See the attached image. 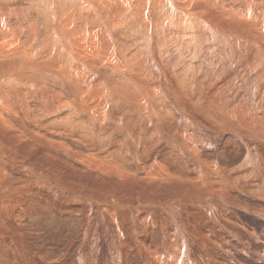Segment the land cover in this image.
I'll list each match as a JSON object with an SVG mask.
<instances>
[{
	"label": "rangeland",
	"instance_id": "obj_1",
	"mask_svg": "<svg viewBox=\"0 0 264 264\" xmlns=\"http://www.w3.org/2000/svg\"><path fill=\"white\" fill-rule=\"evenodd\" d=\"M58 1L4 0L0 2V8L4 11L0 12V15L4 16V19L11 25L17 26L16 24L21 22L25 27L24 25H18L19 27H24L30 31L33 29L38 36L33 40L34 42H30L31 46L34 44L32 46L34 49L40 48L43 51L40 52L39 50L37 52L38 54L41 53V57L37 56L36 58L35 55L30 57L39 61L36 72L33 71L31 73L26 70L27 72L20 73L21 76H26L30 79L33 82L32 85L26 83L28 86H22L21 84L6 86L10 91L7 92L5 100L8 101L7 99H9L11 102L16 103L12 105L18 109V115L22 110L20 113L23 114H20L18 118L25 123V125H21L24 131L26 128L36 129L35 124L32 122L34 117H26L32 111L35 114H39L40 118L36 119L38 122L41 120L40 126L42 123H51L50 126L52 128L50 131L43 130L44 136L42 138L38 137L42 141L33 145L30 144L33 138L27 136L18 138L20 136L16 137V135L12 134L14 133L15 126L4 128V130L0 129V220H2L0 223H3L2 225L0 224V229L3 230H0V264H176L177 259L178 264H264V235H260L258 238L254 236L249 237L246 231H243L245 234L239 232L240 237L237 238L228 235L227 231L219 226L221 218L223 217L224 219L225 215L228 216L225 204L230 203V201L237 204L234 201L236 198H228L229 196L236 195V191L231 189L227 183L231 178L234 181L237 180L234 186V189L237 190L240 189L238 188L240 187L239 181L240 183L248 182V178H254L255 181L260 182V184L252 188V192L255 195L261 189L260 185L264 188V141H258L263 135L262 129H264V46H256L257 42L264 41V36L259 34L258 27L246 29L241 28L242 21L238 20L236 24L222 21L220 27L226 31V34H224L225 39L219 37L218 33L210 28H205L204 31L198 30V33L194 35V43H196V40H199L200 49L192 50L186 44H183L181 47L174 46L173 49H180L181 58L177 54L172 55L173 58L165 56L164 58H169L166 61H162L158 51L154 50L153 44L158 39L156 31H150V34L147 29H140L138 30L139 33L135 31V40L131 42L132 36L123 41L121 45L127 51L130 42L132 43L130 47H138L140 44L148 42L146 47H144L145 49L142 47L140 49L143 50L146 58L143 68L145 72H152L155 85L149 83L157 87L155 88V95H151L148 98L151 97L150 99L154 106L158 105L159 100V103H163L158 105V108H165L163 110L160 109L162 112L164 111L163 116L156 106H152L151 110H141L142 104H146L147 106L153 105L150 100L141 101L139 110H137L135 107L136 104L138 105L137 101L127 100L125 97V100H127L125 102L131 104L126 107L128 109L127 112H123L118 103L115 104L116 107L112 104L113 106H109L110 113L108 112L106 117H101L102 122L99 123L96 120L90 119L87 113L86 115L84 112L79 111L82 114H76V116L79 119L83 117L81 120L84 119L83 122L86 125L83 123L77 127L70 124L71 126L66 127V125L58 121V118L69 114L71 110L66 105L64 106V102L70 99V97L73 98L75 94L78 96V92L75 88L70 87L68 83H65L61 77L56 76L57 74L54 72L56 70L50 72L48 70L51 67L50 65L45 66V47L54 44L51 40L50 32L54 28L57 19L56 14L59 12L57 6L66 3L69 6L68 12H70V10H76L77 6L83 5L82 0ZM150 1L153 2V0ZM49 3H54V6ZM228 3L249 11L248 14L246 13L247 16L252 18L258 16L257 19L264 21V0H229ZM166 4L168 2L164 3V5ZM249 6L248 10L247 7ZM165 7V11L170 12L172 10L171 13H174L169 4ZM18 12H21V14H18ZM70 13L76 14V17H79L80 13L81 15L84 14V12L79 11ZM5 14H10V17L8 18ZM11 14L16 18L13 19ZM23 15L26 18L28 17L27 19L23 17L24 21ZM45 19L46 22H44ZM27 22L33 24L29 25ZM29 30L28 33L30 32ZM201 32L203 34H200ZM197 34L200 35L198 36ZM151 35L153 40H150ZM202 35L206 36L203 37ZM226 35L230 36L227 37ZM11 41L13 42V40ZM207 41L217 43V47L213 48ZM238 41L241 42V45ZM209 45L212 51L208 52L207 47ZM254 51H260L262 57L254 56V59ZM128 52H126V56ZM152 53H154L156 62H153ZM216 60L218 64H216ZM219 62L221 65H219ZM226 63L228 64L225 65ZM256 63L259 64L256 66ZM188 66H192V69ZM251 66L254 69L253 71ZM219 69H222L223 72ZM123 72L124 75H128V77H125L126 81L132 85L131 87L134 86V82L136 89H138L139 85H144L140 78L139 80L135 78L136 76H134V72L130 67L125 66ZM231 73L234 75L232 74L231 76ZM217 74L220 75L217 77ZM108 76L112 75L108 74ZM183 76L187 81L185 80L186 83L182 81L183 83L180 85L179 82ZM233 76L237 79L233 80ZM240 77L248 81H243ZM142 78L144 80L143 76ZM174 80L177 82L175 83ZM189 80L190 82H188ZM234 81L239 82L238 85ZM56 83L58 86L55 85ZM254 83L255 85H252ZM40 84L42 87H45H39ZM223 84L224 86H222ZM231 84L233 85L232 88ZM59 86L62 87V92L59 95H53L55 90L60 89ZM184 86L185 90L181 93L180 89ZM240 86L241 88H239ZM47 87L50 89L48 90ZM52 89L54 90L51 91ZM236 89L238 90L236 91ZM245 89H249V91H245ZM190 90L193 92H190ZM195 90L196 94L194 93ZM44 91L45 93H43ZM186 92H189V94H186ZM138 94L140 93L134 94L136 98L139 96ZM191 95H194V97ZM5 100H3L4 107L8 109ZM153 100L157 103H154ZM147 101L149 102L146 103ZM25 102L28 104H25ZM150 102L151 104H149ZM241 104L242 106H240ZM25 105L28 107H25ZM56 106H58V110L55 109ZM207 106L208 108H206ZM227 106L232 112L227 109ZM50 109L54 110L56 114L54 113L53 116H50V114L46 115L45 113L51 111ZM218 110L220 115L216 113ZM138 112L139 114H137ZM173 113H175L176 119L171 115ZM140 115H144V117ZM164 115L165 117L167 115V120ZM234 117L235 120L233 121ZM129 119L131 120L129 121ZM207 119L219 121L220 123L212 125ZM57 132L58 134H55ZM60 135L61 137H59ZM250 138L252 139L250 140ZM16 139L20 140L17 141ZM254 140L256 141L254 144L257 147L247 150L244 144L252 143L251 141ZM64 141L65 143H63ZM191 143L193 144L191 145ZM35 145L37 146L35 147ZM8 146L11 150L8 149ZM70 148L72 151H70ZM79 148L83 152H80V155L77 153L79 152ZM99 148L100 150H98ZM53 149L57 153H54ZM13 150L16 152H11ZM99 153L101 156L98 155ZM236 154L238 158L234 159L232 156ZM86 156L88 159L100 160L102 157L106 162L113 161L114 163L111 165L113 168L110 166L106 173H99L96 172L95 168L102 166H97L100 163L95 162L96 164L93 163V169H87L82 162L83 159L87 158ZM81 162L83 168L81 167ZM115 165L116 167H114ZM237 165L242 166L239 169H244L247 174L246 176L239 175L238 177L234 175L237 172ZM51 166L53 167L52 169ZM155 169L157 170V174H155ZM25 170L29 172L27 173ZM116 171L121 172V174ZM123 174L125 177H123ZM119 175H121L120 178ZM217 179H220V187L217 186ZM157 184L160 185L158 186ZM192 191L195 196L193 198L190 197ZM219 195L221 196V203L216 199ZM258 203L264 206V200H259ZM103 205L104 207L106 206V209L103 208ZM110 206L111 208H109ZM231 206H234V204ZM233 208L230 211L237 213L239 219L230 213L229 217L232 216V219L246 223L248 227L255 226L257 234L264 233L263 217H257L242 209ZM28 213L29 215L27 216ZM244 237V242H247L248 246H239L241 238ZM223 238H226L228 241H225ZM15 245H20V247H16ZM174 249L180 250V257L179 255L178 258L175 255L174 257L168 256Z\"/></svg>",
	"mask_w": 264,
	"mask_h": 264
},
{
	"label": "bare ground",
	"instance_id": "obj_2",
	"mask_svg": "<svg viewBox=\"0 0 264 264\" xmlns=\"http://www.w3.org/2000/svg\"><path fill=\"white\" fill-rule=\"evenodd\" d=\"M4 1V0H0ZM60 1V0H59ZM58 1V2H59ZM74 1V0H73ZM167 1L168 4L170 5V7L174 10V13L167 12L165 11L166 9V5H164V3ZM231 1V0H230ZM234 1V0H233ZM55 2V1H54ZM65 2V1H64ZM71 2V1H70ZM77 3V1H75ZM229 0H156L153 2H151L150 0H82V5L83 6H77L75 9L70 12H84L83 15H81V13L79 14V17H76L74 15V13H70L68 12V8L69 6L65 3V4H57V8L58 11L57 12V19H56V23L54 20V28L51 29L50 32V36H51V40L52 42H54L53 45L51 46H46V59H45V66L50 65L51 67H49V71L53 72L54 71L56 76L61 77L62 80L65 81V83H68V85L72 88H75L78 92V96L75 94L73 96V98L70 97V99H67V101L65 100L64 102V106L66 105V107H69L71 111H69V114H67L65 117H59L58 121L61 122L62 124L67 126H81L84 122L83 120L77 118L76 114H82L81 112L79 113V111L84 112V114H88L89 118L92 119L93 121L96 120V122H102L101 117H106L107 113L110 111L109 110V106L116 103H118L120 105V107L122 108V111H126L127 112V106L131 105L130 103L127 104L125 101L127 100H131V101H137L138 105L136 104L135 107L137 110H139V107L141 105V101L145 100H150L152 102V100L150 98H148L151 95H155V88H157L156 86H154L155 84V79L153 78L152 72L151 71H147L145 72L144 68H143V63H146V58H145V53H143V50H140L141 47L144 48L146 47V45L148 44H140V46H135V47H130V45H132V41L135 40L134 38V33L136 34V32H138V30L140 29H147V31L157 32V37L158 39L156 40V42L153 44L154 50L158 51L160 57L162 58V61H166V59L169 60V58H173L172 55H178L179 58H181V54H180V49H173L174 46H182L183 44H186L189 48H191L192 50H198V48L200 49L201 47L200 45V41L196 40V43H194V35H196V33H198V30H203L205 28L207 29H212L213 31H215L216 33H218L219 37H222L225 39L224 34H226V31L224 30V28L220 27L221 22L226 21V22H232V24H236L237 21H242L241 24V28H254V27H258V32H260L259 34L264 36V21L257 19V17L252 18L247 16L249 11H246L240 7H236L235 5H233L232 3H228ZM61 3V2H60ZM51 4V3H49ZM54 4V3H53ZM51 4V5H53ZM74 4V2H73ZM34 5V4H33ZM13 6V5H12ZM48 6V5H47ZM54 6V5H53ZM238 6V5H237ZM247 6V5H245ZM51 7V6H50ZM13 8V7H12ZM11 8V9H12ZM35 8V7H34ZM74 8V7H73ZM248 10L250 8L247 7ZM52 9V8H50ZM14 10V9H13ZM12 10V11H13ZM43 10V9H42ZM20 11V10H19ZM51 11V10H50ZM57 11V10H56ZM0 12H4L2 8H0ZM15 12V11H13ZM31 12V11H30ZM10 13V12H9ZM12 13V12H11ZM35 13V12H34ZM41 13V12H40ZM39 13V14H40ZM44 13V12H43ZM47 13V12H46ZM45 13V15H46ZM247 13V14H246ZM254 13V11H253ZM261 13V12H260ZM18 14H21V12ZM23 14V13H22ZM36 14V13H35ZM54 14V13H52ZM78 14V13H77ZM263 14V13H261ZM4 15V14H3ZM10 14H5V16H7L8 18ZM12 15V14H11ZM37 15V14H36ZM35 15V16H36ZM51 15V14H50ZM13 16V19H15L16 17ZM53 16V15H52ZM251 16V15H250ZM254 16V15H253ZM18 17V16H17ZM20 17V16H19ZM27 19L24 15L22 16V18ZM32 17V16H31ZM47 18V16H45ZM50 18H53L51 16H49ZM83 17V18H81ZM261 17V16H260ZM21 18V17H20ZM23 18V21L25 20ZM42 18V17H41ZM32 19V18H30ZM81 19V20H80ZM264 19V18H263ZM51 20V19H49ZM17 21V20H15ZM19 21V20H18ZM17 21V22H18ZM22 21V22H23ZM33 21V20H32ZM48 21V20H47ZM42 22V21H41ZM46 22V19L45 21ZM216 24H214V23ZM11 23V22H10ZM14 23V22H13ZM21 22H18V24H16L17 26H14L9 24L7 22V20L4 19V16L2 17L0 15V129L4 130V128L7 127H14V135L20 136L18 138H22L23 137H31L33 139H31V145L38 143L42 140L38 139V137L42 138L44 136L43 134V130L46 131H50L52 130L51 128V123L50 124H45L42 123L41 126L39 125L40 121L38 122V120L36 118H40L39 114H35L33 111L32 113H29L26 117H34L33 119V124H35L34 126L36 127V129H32L29 128L24 131L23 128H21L23 126V124L25 125L24 121L20 120L18 117V109H16V107L12 104H16L15 102H11L9 99H7L8 101H6L5 99L7 98L6 95L8 94L7 92H9L10 90L7 89L6 86H16L18 84H21L22 86H28L27 84L32 85V81H30V79H28L26 76H21V72L25 73L26 70H28V72H36V67L39 64V61L35 58H30L33 57L35 55V57H41V53H37L40 48H35L32 47L34 44L31 43L34 42L33 40L36 39V37L38 36L36 34V32L32 29V31H30L29 29L24 28L25 25L23 23L19 24ZM26 23V22H25ZM29 23V22H27ZM40 23V22H39ZM38 23V24H39ZM50 23V22H49ZM33 24V23H32ZM31 23H29V25H32ZM219 24V25H217ZM18 25H21L24 27H19ZM45 26V25H44ZM48 26V25H47ZM52 26V25H49ZM32 27V26H30ZM35 27V26H34ZM43 27V26H42ZM204 27V28H203ZM44 28H48V27H44ZM44 28H40V29H44ZM28 30L30 31L28 33ZM136 31V32H135ZM229 31V30H228ZM130 32V33H127ZM155 32V33H156ZM200 32V31H199ZM214 32V33H215ZM257 32V33H258ZM139 33V32H138ZM154 33V34H155ZM213 33V34H214ZM41 34V33H39ZM46 34V33H44ZM200 34H203L202 32ZM199 34V35H200ZM205 34V33H204ZM211 34V33H210ZM141 35V33H140ZM139 35V36H140ZM198 35V34H197ZM198 35V36H199ZM217 35V34H216ZM238 35V34H237ZM133 36V37H132ZM142 36V35H141ZM203 36V35H202ZM206 36V35H205ZM203 36V37H205ZM211 36V35H210ZM209 36V37H210ZM227 37L230 35H226ZM132 37V40L129 44V48H127L128 50L126 51V49L121 45L123 41L129 39ZM136 37V36H135ZM232 37V36H231ZM240 37V36H239ZM42 38V37H41ZM241 38V37H240ZM40 39V38H39ZM156 39V38H155ZM154 39V40H155ZM210 39V38H209ZM236 39V38H235ZM260 39V38H259ZM13 40V42L11 41ZM27 43H25L26 41ZM47 40V39H46ZM50 40V39H48ZM152 39V35H151V39ZM32 41V42H31ZM202 41V40H201ZM218 41V40H217ZM224 41V40H223ZM226 41V40H225ZM254 41V40H253ZM262 41V40H261ZM259 41V43H256V46L259 47H263L264 46V41ZM23 42V43H22ZM31 42V43H30ZM204 42V41H202ZM227 42V41H226ZM233 42V41H232ZM239 42V41H238ZM249 42V41H248ZM255 42V41H254ZM213 48L217 47V43L215 42H208ZM236 43V42H234ZM241 45V42H239ZM152 44V43H151ZM244 44V43H243ZM44 45H46L44 43ZM138 45V44H137ZM209 45V47H207L208 52L212 51L211 46ZM225 45V44H224ZM233 46V45H232ZM251 46V45H250ZM36 47V46H35ZM38 47V46H37ZM169 47V48H168ZM195 47V48H194ZM220 47V46H219ZM230 47V46H229ZM236 47V45H235ZM241 47V46H240ZM206 48V47H205ZM238 48V47H237ZM243 48V47H242ZM255 48V47H254ZM145 49V48H144ZM240 49V48H239ZM263 49V48H262ZM132 50V51H131ZM223 50V49H222ZM226 50V49H225ZM229 50V49H227ZM129 51V52H128ZM257 51V50H256ZM254 51L253 53H255L253 55V57H262V53L256 52ZM40 52H43L42 50H40ZM127 53V56L125 55ZM231 52V51H230ZM239 52V51H238ZM264 52V51H263ZM240 53V52H239ZM33 54V55H32ZM219 54V53H218ZM230 54V53H229ZM234 54V53H233ZM242 54V53H241ZM251 54V53H250ZM32 55V56H30ZM228 55V54H227ZM165 56L169 57V58H164ZM224 56V55H223ZM200 57V56H199ZM225 57V56H224ZM254 57V59H255ZM152 58H153V62L155 60V56L154 53H152ZM164 58V59H163ZM232 58V57H231ZM42 59V58H41ZM148 59V58H147ZM219 59V58H218ZM227 59V58H225ZM259 59V58H258ZM263 59V58H261ZM205 60V59H204ZM229 60V59H228ZM252 60V59H251ZM260 60V59H259ZM148 61V60H147ZM206 61V60H205ZM202 62V61H200ZM247 62V61H246ZM249 62V61H248ZM252 62V61H251ZM256 62V61H255ZM208 63V62H206ZM220 63V62H219ZM240 63V62H239ZM43 64V63H42ZM41 64V65H42ZM199 64V63H198ZM209 64V63H208ZM216 64H218L217 60H216ZM223 64V63H222ZM228 63H226L225 65H227ZM248 64V63H247ZM259 63H256L255 65L257 66ZM164 65V64H163ZM221 65V63L219 64ZM230 65V64H229ZM236 65V64H235ZM264 65V64H263ZM130 67L133 72H134V76H136L135 78L139 80V78L142 80V82L144 83V85H139L138 89H136L135 87V82H134V86L131 87L132 85L130 83H128L126 81V77H128V75H124V67ZM186 66V65H185ZM200 66V64H199ZM223 66V65H222ZM250 66V65H249ZM145 67V66H144ZM187 67V66H186ZM189 67V66H188ZM191 67V68H190ZM189 68L192 69V66H190ZM225 67V66H224ZM259 67V66H258ZM262 67V66H261ZM238 68V67H237ZM252 68V66H251ZM263 68V67H262ZM187 69V68H186ZM183 69V70H186ZM230 69V68H229ZM239 69V68H238ZM249 69V68H248ZM264 69V68H263ZM43 70V69H42ZM149 70V69H148ZM189 70V69H188ZM194 70V68H193ZM199 70V69H198ZM222 70V69H219ZM244 70V68H243ZM254 69L252 68V71ZM45 71V70H44ZM230 71V70H229ZM242 71V70H241ZM250 71V70H249ZM257 71V70H256ZM260 71V70H258ZM27 72V71H26ZM143 72V74L141 75V73ZM219 73H221L220 71H218ZM217 72V73H218ZM223 72V70H222ZM231 72V71H230ZM190 73V72H189ZM225 73V72H224ZM241 73V72H240ZM242 73H244V71H242ZM241 73V74H242ZM249 73V72H248ZM255 73V72H254ZM257 73V72H256ZM260 73V72H259ZM262 73V72H261ZM27 74V73H26ZM45 74V73H44ZM112 75V76H108ZM151 74V75H150ZM171 74V73H170ZM196 74V73H195ZM233 73H231L232 76ZM253 74V73H251ZM250 74V76H251ZM157 75V74H156ZM159 75V74H158ZM190 75V74H189ZM220 75V74H219ZM217 74V77L219 76ZM234 75V74H233ZM243 75V74H242ZM256 75V74H255ZM262 75V74H261ZM52 76V75H50ZM55 76V77H56ZM108 76V77H107ZM126 76V77H125ZM142 76L144 77V80L142 78ZM163 76V75H162ZM193 76V75H192ZM196 76V75H195ZM235 76H237L235 74ZM240 76V75H239ZM245 76V75H244ZM260 76V75H259ZM264 76V75H263ZM186 77V75H185ZM185 77L183 76V78L181 77V81L179 82L180 85H182L183 82H185V80L187 81V79H185ZM238 77V76H237ZM31 78V77H30ZM43 78V77H41ZM45 78V75H44ZM43 78V79H44ZM134 78V77H133ZM134 78V79H135ZM165 78V77H163ZM188 78V77H187ZM233 80L237 79L234 78V76L232 77ZM231 78V79H232ZM241 78V77H240ZM247 78V75H246ZM258 78V77H257ZM53 79V78H52ZM58 79V78H57ZM168 79V78H167ZM205 79V78H204ZM239 79V78H238ZM242 79V78H241ZM250 79V77H249ZM253 79V78H252ZM42 80V79H41ZM60 80V79H59ZM95 80V81H93ZM133 80V79H132ZM243 80V79H242ZM260 80V79H259ZM263 80V79H261ZM44 81V80H43ZM135 81V80H134ZM175 81V80H174ZM183 81V82H182ZM202 81V80H201ZM223 81V80H222ZM227 81V80H226ZM243 81H248V80H243ZM242 81V82H243ZM251 81V80H250ZM55 82V81H54ZM63 82V81H62ZM154 84H150V83ZM158 82V81H157ZM165 82V81H164ZM163 82V83H164ZM177 81H175L176 83ZM190 82V80L188 81ZM235 82V81H234ZM260 82V81H259ZM27 83V84H26ZM95 83V84H94ZM186 83V82H185ZM184 83V85H186ZM203 83V82H202ZM233 83V82H232ZM238 83L239 82H235ZM262 83V82H261ZM52 84V83H51ZM63 84V83H62ZM142 84V83H141ZM228 84V83H227ZM246 84V83H245ZM4 85V87H3ZM56 86L57 83L55 84ZM189 85V84H188ZM187 85V86H188ZM193 85V84H191ZM232 85V84H231ZM252 85H255L252 84ZM163 86V85H162ZM173 86V85H172ZM177 86V85H176ZM198 86V85H196ZM201 86V85H200ZM224 86V84L222 85ZM20 87V86H19ZM35 87V86H34ZM39 87H42L41 84ZM38 87V88H39ZM45 87V86H43ZM42 87V88H43ZM60 89H57L54 91L53 95H59L62 91V87L59 86ZM131 87V88H130ZM193 87V86H192ZM228 87V86H227ZM233 87V85L231 86V88ZM247 87V85H246ZM255 87V86H254ZM253 87V88H254ZM10 88V87H9ZM16 88V87H15ZM14 88V89H15ZM48 90L50 89L49 87H47ZM166 88V87H164ZM163 88V89H164ZM169 88V87H167ZM184 87H182L180 90V92H184L183 90ZM221 88V86H220ZM223 88V87H222ZM241 88V86L239 87ZM238 88V89H239ZM45 89V88H44ZM177 89V88H176ZM187 89V88H186ZM189 89V87H188ZM196 89V88H195ZM206 89V88H205ZM228 89V88H227ZM236 89V91L238 90ZM264 89V88H263ZM13 90V89H12ZM37 90V89H36ZM45 90V91H48ZM54 89H52L51 91H53ZM223 90V89H222ZM247 89H245L246 91ZM14 91V90H13ZM45 91L43 93H45ZM50 91V92H51ZM162 91V90H161ZM168 91V90H167ZM189 91V90H188ZM192 90H190L191 92ZM201 91V90H200ZM233 91V90H232ZM249 91V89L247 90ZM193 92V91H192ZM196 92V90L194 91V93ZM229 92V91H228ZM235 92V91H233ZM48 93V92H47ZM135 93H140L135 97ZM189 94V92H186V94ZM252 93L254 94V92L252 91ZM166 94V93H165ZM184 94V93H183ZM193 94V93H192ZM196 94V93H195ZM234 94V93H233ZM239 94V93H238ZM250 94V92H249ZM40 95V94H39ZM163 95V94H162ZM235 95V94H234ZM242 95V93H241ZM65 96V95H64ZM169 97V95H167ZM176 96V95H175ZM190 96V95H189ZM194 97V95H191ZM233 96V95H231ZM230 96V97H231ZM247 96V95H246ZM250 96V95H249ZM24 97V96H23ZM48 97V95H47ZM51 97V95H50ZM127 100H125L126 98ZM221 97V96H220ZM234 97V96H233ZM252 97V96H251ZM133 98V99H130ZM158 98V97H157ZM189 98V97H188ZM49 99V98H48ZM156 99V98H155ZM164 99V98H163ZM168 99V98H167ZM187 99V98H186ZM198 99V98H197ZM3 100H5V103L7 104V107H4V103ZM16 100V99H15ZM169 100V99H168ZM189 100V99H187ZM221 100V98H220ZM22 101V100H21ZM54 101V100H53ZM154 103H157L155 100H153ZM160 101V100H159ZM158 101V105L162 102L159 103ZM195 101V100H194ZM228 101V100H227ZM226 101V102H227ZM11 102V103H10ZM43 102V100H42ZM46 102V101H45ZM149 101H147L146 103H148ZM151 102L149 104H151ZM201 102V101H199ZM241 102V101H240ZM44 103V102H43ZM41 103V104H43ZM56 103V102H55ZM189 103V102H188ZM217 103V102H216ZM221 103V102H220ZM242 103V102H241ZM23 104V103H22ZM25 104H28L27 102H25ZM34 104V103H33ZM48 104V103H47ZM46 104V105H47ZM153 104V102H152ZM187 104V103H186ZM196 104V103H195ZM202 104V103H201ZM225 104V103H224ZM228 104V103H227ZM244 104V103H243ZM246 104V103H245ZM51 105V104H50ZM57 105V104H56ZM155 105L157 107L158 110L162 109L158 108L159 106ZM214 105V104H212ZM218 105V104H217ZM220 105V104H219ZM6 106V105H5ZM23 106V105H21ZM45 106V105H44ZM53 106V105H52ZM113 106V105H112ZM111 106V107H112ZM152 106H147L146 104H142V109L144 111H147V109H152ZM154 106V107H155ZM242 106V104L240 105ZM24 107V106H23ZM25 107H28L25 105ZM65 107V108H66ZM116 107V106H115ZM211 107V106H210ZM214 107V106H213ZM212 107V108H213ZM220 107V106H219ZM224 107V106H223ZM244 107V105H243ZM119 108V107H118ZM192 108V106H191ZM208 108V106L206 107ZM36 109V108H35ZM55 109L58 110V106L55 107ZM64 109V108H63ZM130 109V108H129ZM165 109V108H163ZM162 109V110H163ZM195 109V108H194ZM204 109V108H203ZM210 109V108H209ZM208 109V110H209ZM215 109V108H213ZM211 109V110H213ZM219 109V108H218ZM227 109H229V107L227 106ZM226 109V110H227ZM24 110V109H23ZM26 110V109H25ZM29 110V109H28ZM31 110V108H30ZM33 110V109H32ZM39 110V109H38ZM51 110V109H50ZM133 110V109H132ZM162 110H160L162 112ZM206 110V109H205ZM217 110V108H216ZM215 110V111H216ZM220 110V109H219ZM218 110V112L216 113H220ZM227 110V112H228ZM42 111V110H41ZM48 111V110H47ZM66 111V110H65ZM117 111V110H115ZM120 111V110H119ZM166 111V110H165ZM194 111V110H193ZM192 111V112H193ZM197 111V110H196ZM204 111V110H203ZM213 111V112H215ZM221 111V110H220ZM231 111V110H230ZM29 112V111H27ZM157 112V111H156ZM164 112V111H163ZM163 112H162V116H163ZM212 112V111H211ZM232 112V111H231ZM55 113L54 110H51L49 112H46L45 114L48 115L50 114V116H53ZM59 113V112H58ZM110 113V112H109ZM119 113V112H118ZM151 113H153L151 111ZM150 113V114H151ZM172 113V111H171ZM198 113V112H196ZM222 113V112H221ZM230 113V112H229ZM52 114V115H51ZM56 114V113H55ZM86 114V115H87ZM122 114V113H121ZM129 114V113H128ZM131 114V113H130ZM136 114V113H135ZM139 114V112L137 113ZM144 114V113H143ZM146 114V113H145ZM166 114V113H164ZM175 113L171 114L173 115V117L176 119V116L174 115ZM202 114V113H199ZM231 114V113H230ZM228 114V115H230ZM117 115V114H115ZM123 115V114H122ZM205 115V114H204ZM220 115V114H219ZM223 115V114H222ZM221 115V116H222ZM227 115V116H228ZM25 116V115H23ZM45 116V115H43ZM113 116V115H112ZM121 116V115H120ZM129 116V115H128ZM143 116L144 115H140ZM153 116V115H152ZM155 116V113H154ZM216 116V115H215ZM231 116V115H230ZM46 117V116H45ZM165 117V115H164ZM167 117V115H166ZM165 117V119H166ZM170 117V115H169ZM219 117V116H218ZM43 118V117H42ZM57 118V116H56ZM191 118V117H190ZM233 118V116H232ZM117 119V118H116ZM128 119V117H127ZM168 119V118H167ZM166 119V120H167ZM172 119V118H171ZM202 119V118H201ZM205 119V118H204ZM213 119V117H212ZM221 119V118H220ZM231 119V118H230ZM28 120V119H27ZM119 120V118H118ZM117 120V121H118ZM131 119H129L130 121ZM174 120V119H173ZM210 124L215 125L217 123H220L219 121H212L211 119H207ZM235 120V117L233 119V121ZM244 120V119H243ZM53 121V120H52ZM66 123H65V122ZM92 121V122H93ZM190 121V120H189ZM199 121V119H198ZM30 122V121H28ZM55 122V121H54ZM53 122V123H54ZM120 122V121H118ZM122 122V121H121ZM263 122H264V117H263ZM124 123V122H123ZM133 123V122H132ZM139 123V122H138ZM153 123V122H152ZM192 123V122H191ZM71 124V125H70ZM85 124V123H84ZM98 124V123H97ZM237 124V123H236ZM22 125V126H21ZM86 125V124H85ZM121 125V124H120ZM134 125V124H133ZM140 125V124H139ZM186 125V124H185ZM189 125V124H188ZM202 125V124H201ZM232 125V124H231ZM264 125V124H263ZM31 126V125H30ZM39 126V127H38ZM55 126V125H54ZM128 126V125H127ZM146 126V125H145ZM197 126V124H196ZM221 126V125H220ZM219 126V127H220ZM126 127V126H125ZM131 127V126H130ZM188 127V126H187ZM55 129V128H54ZM57 129V128H56ZM134 129V128H133ZM173 129V128H172ZM238 130V129H237ZM7 131V130H6ZM126 131V130H125ZM186 131V130H184ZM205 131V130H203ZM8 132V131H7ZM52 132V131H51ZM93 132V131H92ZM181 132V131H180ZM183 132V131H182ZM190 132V130H189ZM263 135L261 136V138L258 140L260 142L264 141V129H262ZM53 133V132H52ZM124 133V132H123ZM8 134V133H7ZM55 134H58L55 133ZM127 134V133H126ZM181 134V133H180ZM184 134V133H183ZM182 134V135H183ZM216 134V133H215ZM214 134V135H215ZM1 135V134H0ZM54 135V134H53ZM65 135V134H64ZM192 135V134H191ZM49 136V135H48ZM47 136V137H48ZM66 136V135H65ZM130 136V135H129ZM189 136V135H188ZM200 136V135H199ZM8 137V136H7ZM15 137V136H14ZM61 137V135L59 136ZM72 137V136H71ZM124 137V136H123ZM131 137V136H130ZM194 137V134H193ZM13 138V137H12ZM45 138V137H44ZM57 138V136H56ZM78 138V136H77ZM84 138V137H83ZM97 138V137H96ZM182 138V137H181ZM183 138H185V136H183ZM195 138V137H194ZM193 138V139H194ZM5 139V138H4ZM14 139V138H13ZM30 140V138H28ZM188 139V137H187ZM218 139V138H217ZM252 138H250L251 140ZM2 140V139H1ZM17 140V139H16ZM20 140V139H18ZM17 140V141H18ZM45 140V139H44ZM55 140V139H54ZM57 140V139H56ZM66 140V139H65ZM87 140V139H86ZM85 140V141H86ZM91 140V139H90ZM101 140V139H100ZM99 140V141H100ZM126 140V139H124ZM204 140V139H203ZM10 141V140H9ZM12 141V139H11ZM128 141V140H127ZM181 141V140H180ZM202 141V140H201ZM3 142V141H2ZM5 142V140H4ZM70 142V141H69ZM199 142V141H198ZM252 143H245L244 146L246 147L247 150H252L255 149L257 147V145L254 144V141H251ZM15 143V141H14ZM19 143V142H18ZM29 143V142H28ZM65 143V141L63 142ZM123 143V142H122ZM5 144V143H4ZM13 144V143H12ZM17 144V143H16ZM15 144V145H16ZM41 144V143H40ZM73 144V143H72ZM78 144V143H76ZM89 144V143H88ZM129 144V143H128ZM193 143H191L192 145ZM6 145V144H5ZM8 145V144H7ZM22 145V144H21ZM63 145V144H62ZM67 145V144H66ZM125 145V144H124ZM127 145V144H126ZM183 145V144H182ZM12 146V145H11ZM37 145H35L36 147ZM42 146V145H39ZM91 146V145H89ZM194 146V145H193ZM199 146V145H198ZM9 147V146H8ZM20 147V146H19ZM22 147V146H21ZM66 147V146H65ZM78 147V146H77ZM196 147V146H195ZM6 148V147H5ZM51 148V147H50ZM73 148V147H72ZM76 148V147H75ZM92 148V146H91ZM97 148V147H96ZM104 148V147H103ZM10 149V147L8 148ZM14 149V148H13ZM38 149V147H37ZM42 149V148H41ZM66 149V148H65ZM68 149V148H67ZM71 149V148H70ZM86 149V148H85ZM93 149V148H92ZM91 149V150H92ZM7 150V149H6ZM11 150V149H10ZM17 150V149H14ZM11 151V152H14ZM40 150V149H39ZM44 150V149H43ZM46 150V149H45ZM52 150V149H50ZM100 150V148L98 149ZM104 150V149H103ZM54 153L56 152L53 149ZM72 151V149L70 150ZM86 151V150H84ZM89 151V150H88ZM87 151V153H88ZM97 151V150H96ZM102 151V150H101ZM197 151V150H196ZM200 151V150H199ZM10 152V151H9ZM16 152V151H15ZM14 152V153H15ZM51 152V151H50ZM61 152V151H59ZM75 152V151H74ZM80 152H82V150H80L79 148V155ZM57 153V152H56ZM72 153V152H71ZM83 153V152H82ZM81 153V154H82ZM86 153V152H85ZM86 153V154H87ZM90 153V152H89ZM9 154V153H8ZM52 154V153H51ZM61 154V153H60ZM70 154V153H69ZM76 154V153H75ZM10 155V154H9ZM59 155V154H57ZM100 155V153L98 154ZM1 156V155H0ZM19 156V155H18ZM62 156V155H61ZM72 156V155H71ZM70 156V157H71ZM92 156V155H90ZM95 156V154H94ZM101 156V155H100ZM103 156V155H102ZM4 157V156H3ZM11 157V156H10ZM65 157V156H64ZM69 157V158H70ZM84 157V156H83ZM87 157V156H86ZM98 157V156H97ZM127 157V156H126ZM234 159H237V154L232 156ZM6 158V157H5ZM68 158V159H69ZM8 159V157H7ZM11 159V158H10ZM71 159V158H70ZM74 159V157H73ZM72 159V160H73ZM91 159V160H90ZM88 159L85 158L83 159V163L85 164V167L87 169L89 168H94L93 163L95 162H99L100 164H97L102 166V167H96V172H107V170H109L108 168L114 163L113 161L110 162H106L102 157L100 158V160H96L93 158ZM1 160V159H0ZM60 160V159H59ZM81 160V158H80ZM105 161V162H104ZM124 161V160H123ZM81 162V167L83 168V164ZM1 163V162H0ZM17 163V162H16ZM96 164V163H95ZM48 165V164H47ZM74 165V164H72ZM119 165V164H117ZM1 166V164H0ZM151 167V165H149ZM112 167V166H111ZM116 167V165L114 166ZM119 167V166H118ZM117 167V168H118ZM239 167H242L240 165H237V172L234 173V175L238 176L242 175V176H246V172L244 171V169H239ZM12 168V167H11ZM18 168V167H16ZM53 167L51 166V169ZM85 168V169H86ZM113 168V167H112ZM125 168V167H123ZM149 168V167H148ZM147 168V169H148ZM153 168V167H151ZM9 169V168H8ZM19 169V168H18ZM37 169V168H36ZM59 169V168H58ZM116 169V168H115ZM17 170V169H16ZM21 170V169H20ZM48 170V169H47ZM142 170V168H141ZM151 170V169H150ZM153 170V169H152ZM151 170V171H152ZM156 170V169H155ZM26 171V170H25ZM113 171V170H112ZM131 171V169H130ZM154 171V170H153ZM169 171V170H168ZM235 171V170H234ZM17 172V171H16ZM20 172V171H19ZM27 172V171H26ZM29 172V171H28ZM27 172V173H28ZM118 172V171H116ZM126 172V171H125ZM142 172V171H141ZM139 172V173H141ZM146 172V171H145ZM121 174V172H118ZM130 173V172H129ZM135 173V172H134ZM155 173V172H154ZM171 173V171H170ZM178 173V172H177ZM19 174V173H18ZM30 174V173H29ZM109 174V173H108ZM107 174V175H108ZM116 174V173H115ZM143 174V173H142ZM157 174V170L156 173ZM162 174V173H161ZM176 174V173H175ZM24 175V174H23ZM28 175V174H27ZM42 175V174H41ZM124 175V174H123ZM33 176V175H32ZM100 176V175H99ZM115 176V175H114ZM121 175H119L120 178ZM155 176V175H154ZM153 176V177H154ZM172 176V175H171ZM219 176V175H217ZM31 177V176H30ZM109 177V176H108ZM118 177V176H117ZM125 177V175L123 176ZM144 177V176H143ZM152 177V176H151ZM157 177V176H156ZM195 177V176H194ZM198 177V176H197ZM32 178V177H31ZM196 178V177H195ZM28 179V178H27ZM33 179V178H32ZM31 179V180H32ZM147 179V178H145ZM151 179V178H150ZM154 179V178H153ZM161 179V178H160ZM165 179V176H164ZM170 179V178H169ZM199 179V178H198ZM248 182H243L240 183L239 181V186L238 188L240 189H234L235 184L237 183V180H233L232 178L227 182L228 185L231 187V189L236 191V195L234 196H229L228 198H236L234 199V201L237 202V204L235 202H231L228 204H225V206H227V210L226 212L228 213V216H224L221 218V221L219 222V226L223 229H225L227 231L228 235H231L232 237H240V234H238L239 232H243L246 231L247 235L249 237L254 236L255 238L260 237V235H264L263 232L257 234L256 233V229L255 226H247L246 223L240 221L238 222L235 219H232V216L229 217V213L231 215H235L237 216V218L239 219V216L237 213H234L230 210L233 209H242L244 211H247L248 213H251L257 217H263L264 218V206L259 204L258 201L259 200H264V188L262 187V185H260L259 187H261V189L259 190L258 194L255 195L252 192V188L257 185L260 184V182L255 181L254 178H248ZM36 180V179H35ZM41 180V179H40ZM104 180V179H103ZM102 180V181H103ZM120 180V179H119ZM197 180V179H196ZM34 181V180H32ZM101 181V178H100ZM124 181V180H123ZM149 181V180H148ZM162 181V179H161ZM2 182V181H1ZM45 182V181H44ZM98 182V181H97ZM106 182V181H105ZM144 182V181H143ZM146 182V181H145ZM155 182V181H154ZM153 182V183H154ZM158 182V180H157ZM199 182V181H198ZM9 183V182H8ZM104 184V182H102ZM109 183V182H108ZM150 183V182H149ZM152 183V184H153ZM200 183V182H199ZM217 186L220 187V179L216 180ZM225 183V182H224ZM43 184V182H42ZM45 184V183H44ZM121 185V184H120ZM124 185V184H123ZM158 186L160 184H157ZM199 185V184H198ZM238 185V184H237ZM242 185V186H241ZM118 186V185H117ZM151 186V185H150ZM157 186V187H158ZM46 187V186H45ZM119 187V186H118ZM142 187V186H141ZM145 187V186H144ZM156 187V188H157ZM167 187V186H166ZM170 187V186H169ZM172 187V186H171ZM80 188V187H79ZM101 188V186H100ZM120 188V187H119ZM122 188V186H121ZM124 188V187H123ZM131 188V187H130ZM163 188V187H162ZM46 189V188H45ZM51 189V188H49ZM57 189V188H56ZM55 189V190H56ZM60 189V188H58ZM151 189V188H150ZM173 189V188H172ZM175 189V188H174ZM23 190V189H22ZM165 190V189H164ZM62 191V190H61ZM149 191V189H148ZM153 191V190H152ZM162 191V190H161ZM174 191V190H173ZM59 192V191H58ZM64 192V191H63ZM66 192V191H65ZM139 192V191H138ZM45 193V191H44ZM69 193V192H68ZM145 193V192H144ZM158 193V191H157ZM166 193V192H165ZM66 195V194H65ZM71 196V194H70ZM83 196V195H82ZM93 196V195H92ZM211 196V195H210ZM32 197V196H31ZM52 197V196H51ZM63 197V195H62ZM191 198L195 197L194 196V192L192 191L191 193ZM221 196H217L216 199L221 203ZM223 197V196H222ZM42 198V197H40ZM2 199V198H1ZM130 199V198H129ZM180 199V198H179ZM43 200V199H42ZM96 200V198H95ZM112 200V199H111ZM211 200V199H210ZM45 201V200H44ZM71 201V200H69ZM86 201V200H85ZM93 201V200H92ZM97 201V200H96ZM137 201V199H136ZM135 201V202H136ZM47 202V201H46ZM99 202V201H98ZM77 203V202H76ZM87 203V202H86ZM90 203V202H89ZM103 203V202H102ZM112 203V202H111ZM138 203V202H137ZM218 203V202H217ZM41 204V203H40ZM234 206H231L233 205ZM93 205V204H92ZM107 205V204H106ZM112 205V204H111ZM117 205V204H116ZM120 205V204H118ZM123 205V202H122ZM128 205V204H127ZM153 205V204H152ZM179 205V204H178ZM177 205V206H178ZM181 205V204H180ZM132 206V205H131ZM135 206V205H134ZM137 206V205H136ZM212 206V205H211ZM102 207V206H101ZM106 207V206H105ZM103 205V208H105ZM144 207V206H143ZM171 207V206H170ZM192 207V206H191ZM213 207V206H212ZM33 208V206H32ZM95 208V206H94ZM99 208V206H98ZM111 208V206L109 207ZM151 208V207H150ZM175 208V207H174ZM177 208V207H176ZM24 209V208H23ZM85 209V208H84ZM90 209V208H89ZM106 209V208H105ZM139 209V208H138ZM173 209V208H171ZM188 209V208H187ZM75 210V209H73ZM114 210V209H113ZM112 210V211H113ZM38 211V210H37ZM81 211V209H80ZM96 211V210H95ZM104 211V210H103ZM109 211V210H108ZM186 211V210H185ZM208 211V210H207ZM230 211V212H228ZM93 212V211H92ZM99 212V211H96ZM102 213V211H100ZM188 212V211H187ZM105 213V212H104ZM174 213V212H173ZM2 214V213H1ZM109 214H111L109 212ZM196 214V213H195ZM209 214V213H208ZM29 215V213L27 214V216ZM95 215V213H94ZM112 215V214H111ZM31 216V215H30ZM104 216V215H103ZM122 216V215H120ZM146 216V215H145ZM64 217V215H63ZM75 217V216H74ZM100 217V216H99ZM105 217V216H104ZM103 217V218H104ZM28 218V217H27ZM79 218V217H78ZM145 218V217H144ZM195 218V217H194ZM102 219V218H101ZM133 219V218H131ZM11 220V219H10ZM38 220V219H37ZM115 220V219H114ZM2 222V220H0ZM22 222V221H21ZM116 222V221H115ZM1 224V223H0ZM3 224V223H2ZM1 224V225H2ZM116 224V223H115ZM151 224V223H150ZM8 225V224H7ZM6 225V226H7ZM81 226V224H79ZM128 225V224H127ZM183 225V224H182ZM185 225V224H184ZM66 228V227H65ZM118 228V227H117ZM7 229V228H6ZM88 229V228H87ZM86 229V230H87ZM94 229V228H93ZM1 230V229H0ZM89 230V229H88ZM3 231V230H1ZM17 231V230H16ZM81 231V230H79ZM94 231V230H93ZM118 231V229H117ZM22 233V232H21ZM84 233V231H83ZM94 233V232H93ZM245 234V232H243ZM70 234V233H69ZM120 234V233H119ZM209 234V233H208ZM91 235V233H90ZM93 235V234H92ZM65 236V235H63ZM119 236V235H118ZM117 236V237H118ZM210 236V235H209ZM22 237V236H21ZM116 237V236H115ZM144 237V236H143ZM247 237V236H246ZM13 238V236H12ZM24 238V237H23ZM113 238V237H112ZM19 239V238H18ZM96 239V238H95ZM94 239V240H95ZM225 241L226 238H223ZM244 238H241L240 241V245L242 246H248L247 242H244ZM84 240V239H83ZM98 240V238H97ZM100 240V239H99ZM113 241V240H112ZM248 241V240H247ZM25 242V241H24ZM60 242V241H59ZM115 242V241H114ZM218 242V241H216ZM22 243V242H21ZM98 243V242H97ZM12 244H14L12 242ZM95 244V243H94ZM112 244V243H111ZM180 244V243H179ZM107 245V244H106ZM16 246V245H15ZM14 246V247H15ZM18 246V245H17ZM16 246V247H17ZM23 246V245H21ZM113 246V245H112ZM115 246V245H114ZM182 246V245H181ZM2 247V246H1ZM15 247V248H16ZM20 247V245L18 246ZM89 247V246H88ZM97 247V246H96ZM107 247V246H106ZM183 247V246H182ZM236 248V246H234ZM96 249V248H95ZM28 250V249H26ZM117 250V249H116ZM87 252V251H86ZM180 250L178 249H174L171 253L168 254L169 257H174V255L178 258V255L180 257ZM27 254V253H26ZM41 254V253H40ZM25 256V255H24ZM42 256V255H41ZM115 256V255H114ZM20 257V256H19ZM93 257V256H92ZM40 258V257H39ZM159 259V257H157ZM161 258V257H160ZM21 260V258H20ZM178 260V259H177ZM176 260V264H178ZM23 261V260H22ZM32 264V263H31Z\"/></svg>",
	"mask_w": 264,
	"mask_h": 264
}]
</instances>
